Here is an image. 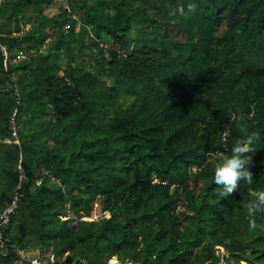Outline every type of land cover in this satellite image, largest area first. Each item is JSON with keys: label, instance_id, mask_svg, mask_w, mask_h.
<instances>
[{"label": "trees", "instance_id": "1", "mask_svg": "<svg viewBox=\"0 0 264 264\" xmlns=\"http://www.w3.org/2000/svg\"><path fill=\"white\" fill-rule=\"evenodd\" d=\"M49 36L9 70L0 49V210L19 196L0 264H264L246 207L264 190V0H0L10 50ZM252 132L253 183L220 197L209 153ZM97 199L110 213L74 228Z\"/></svg>", "mask_w": 264, "mask_h": 264}, {"label": "clouds", "instance_id": "2", "mask_svg": "<svg viewBox=\"0 0 264 264\" xmlns=\"http://www.w3.org/2000/svg\"><path fill=\"white\" fill-rule=\"evenodd\" d=\"M195 7H196V5L189 3L187 5L188 12L195 11ZM179 11L183 15L184 14V7L181 6ZM27 27H28V25H26L25 28H27ZM65 30L68 31V26ZM47 39L43 42L42 46L38 50H36V49L31 50L25 46L17 47V48H22V49L29 51L31 53V55L36 54V56L33 59L23 60L17 64H20V63L26 62V61L35 60L37 58V55L39 54V52H41L45 49V47L47 45V43H45V42L47 41ZM0 41H1V39H0ZM2 43L7 45L4 42H2ZM7 48L9 50L10 54L16 53L15 50L17 48L15 50H10L8 45H7ZM0 49H1V47H0ZM2 58H3V66H4L3 52H2ZM88 61H90V60H88ZM86 64H87V62H86ZM13 65H16V64H13ZM13 65H11L9 67V69ZM88 66H92V64L88 65ZM4 68H5V66H4ZM9 69H6V70H9ZM13 78H15V74H13ZM259 136H260V134L258 132H252V133L248 134L245 138L236 140L232 149H231V155H229V156L224 155V153L219 152V150L218 151L216 150L212 154L209 153V155H214V158H216L219 161V163H217L215 165V169H214V182L217 185V191H218V195L220 197L227 198V197L231 196L232 194H234L237 191L241 181H245L248 184L253 183V173L249 170V167H248L250 165V158L247 156V154L253 150L252 146L255 142H257L259 140ZM223 137H224V134H223ZM224 139H226V138H224ZM246 207H247V217L249 219V229L254 230L258 227H264L262 225H258L257 221H256V214L260 213V212H264V190L252 191L250 193V200L248 201ZM105 211H107L106 215H108L110 213V211L108 209H104V210L100 209L101 215L98 218H100L102 215H104ZM73 215L75 216V219L73 221H71V225L75 224L76 222H78V225H79L80 220L95 218L94 217V211L92 212L91 215H86V216H77L75 214H73ZM62 217L66 219L69 217V215H62ZM98 218H95V219H98ZM74 228H75V226H74ZM35 254H39V253H35ZM30 255H33V254H30ZM114 256H116V255H114ZM114 256H110V257H114ZM118 259H119V261L121 260L119 264H137L130 258H127L125 261H122V259L118 256ZM243 262H245L247 264L246 261H243ZM108 264H112V262H108Z\"/></svg>", "mask_w": 264, "mask_h": 264}, {"label": "built area", "instance_id": "3", "mask_svg": "<svg viewBox=\"0 0 264 264\" xmlns=\"http://www.w3.org/2000/svg\"><path fill=\"white\" fill-rule=\"evenodd\" d=\"M0 47H1V50L3 52V55H4V66H5V69H9V67L13 64H17L23 60H29V59H33L36 54H33L31 55V53L25 49H22V48H17L15 51L16 53L15 54H10L8 48H7V45L3 44L1 41H0ZM87 65H91V62L90 61H87ZM16 114V110L13 112L12 116H11V123L13 124V127H15L14 125V115ZM13 133V140L14 141H18L17 140V129L14 128V130L12 131ZM224 138H226V131L224 132ZM12 139L11 138H6L5 141H11ZM23 176H21L22 178ZM18 200H19V196L18 194H15V196L13 197V199L11 201H9L6 206L0 210V226L7 222L9 220V216L11 213H14L17 206H18ZM8 238L6 236H4L2 234V231L0 230V251L6 253L7 250H8ZM27 258L28 260L31 262V264H45L40 255L39 254H33V255H30L29 253H27Z\"/></svg>", "mask_w": 264, "mask_h": 264}, {"label": "rangeland", "instance_id": "4", "mask_svg": "<svg viewBox=\"0 0 264 264\" xmlns=\"http://www.w3.org/2000/svg\"><path fill=\"white\" fill-rule=\"evenodd\" d=\"M16 1H18V0H16ZM149 3H152V1H149ZM61 4V1H58V2H55V4H53V5H51L50 7H49V12L52 14V13H54V12H56L58 9L57 8H59V5ZM64 4L65 5H67V3H66V1H64ZM79 25H80V23H78L77 24V29L79 28ZM225 28L224 27H222L221 29H220V32L222 31V30H224ZM107 38L109 39V37L107 36ZM52 40V36H49V38L47 39V41L45 42V43H48V42H50ZM100 209H101V204L99 203V201H98V199H97V201H95V204H94V217L95 218H98L100 215H101V212H100ZM106 212L107 211H105V213H104V215H106ZM216 247H218L217 249V252L219 253V254H221L222 256L224 255V254H226V250H225V248L224 247H222V246H220V245H217ZM114 259H115V261L113 262V263H117V264H119L120 263V261H119V259H118V256L116 255V256H114ZM225 261V259H223V262ZM242 264H245V262H243Z\"/></svg>", "mask_w": 264, "mask_h": 264}, {"label": "water", "instance_id": "5", "mask_svg": "<svg viewBox=\"0 0 264 264\" xmlns=\"http://www.w3.org/2000/svg\"><path fill=\"white\" fill-rule=\"evenodd\" d=\"M75 227H77L78 226V222H76L75 224H73Z\"/></svg>", "mask_w": 264, "mask_h": 264}]
</instances>
